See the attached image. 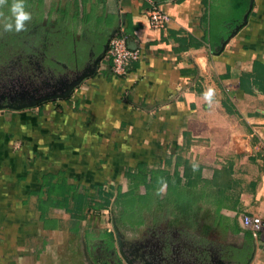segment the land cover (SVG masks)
I'll return each instance as SVG.
<instances>
[{
    "label": "crops",
    "instance_id": "crops-1",
    "mask_svg": "<svg viewBox=\"0 0 264 264\" xmlns=\"http://www.w3.org/2000/svg\"><path fill=\"white\" fill-rule=\"evenodd\" d=\"M219 1L152 0L169 16L165 31H156L146 0H78L80 20L95 9L97 30L89 37L100 29L107 37L101 46L86 40L87 53L79 59L99 56L120 23L143 58L117 78L102 57L68 99L0 112V264H107L106 234L114 235L113 248L121 241L118 229L105 223L117 189L126 191L127 173L141 164L172 172L175 156L188 144L187 158L200 169L199 187L219 182L221 170L231 169L224 187L208 186L210 200L221 195V206L211 211L218 213L215 226L230 241L240 238L230 249L244 253L245 264H264V232L253 235L240 222L244 214L264 220V82L254 84V76L264 79L254 67H264V0H231L247 3L242 19L232 20L236 28L211 48L204 36L209 10ZM59 173L68 184L86 188L91 199L99 188L113 197H101L108 206L79 225L64 209L49 208L48 217L58 222L45 229L37 206L46 195L37 193L45 175ZM150 197L136 202L152 206L154 193ZM161 226L148 232L157 239L142 232L137 264H165L143 252L157 243L155 252H171L169 228Z\"/></svg>",
    "mask_w": 264,
    "mask_h": 264
},
{
    "label": "trees",
    "instance_id": "trees-1",
    "mask_svg": "<svg viewBox=\"0 0 264 264\" xmlns=\"http://www.w3.org/2000/svg\"><path fill=\"white\" fill-rule=\"evenodd\" d=\"M24 2L30 6L34 5L33 0H24ZM41 3L42 0H36V4ZM218 3L217 6L210 8L208 22L205 19L207 22V29L204 40L211 48L215 45H220L221 41L225 40L231 34L236 28V25H229V23L234 19L236 22H239L247 6V3H237L231 0L219 1ZM73 7V14H70L69 6L66 5L60 12L61 18L52 15L51 17L57 20L56 24L53 26H49L48 19L47 23H45L46 25H40L44 18L42 10H39L40 12L31 11L29 14L33 26L31 27L30 24L25 26V29L21 32H16L14 30V32L12 31L11 33L13 37H15L29 35L31 32L36 35L43 30L41 33H46V35L50 33V38H45L44 42L47 46L51 47L57 54L63 56V58L69 57L71 60H76L79 58V55L82 56L84 53H87L86 40L88 43L92 39L97 40V44L101 46L107 37L101 33L103 29H98L99 35L97 37H89L90 31L93 32L97 30L96 24L93 23L95 17L93 5L89 10H85L83 19L81 20L79 18L83 11L78 0L73 1ZM50 13H52L51 9L49 10V14ZM29 30H31L30 33ZM126 33L129 34L127 31ZM39 37L40 33L37 35V42H41ZM107 42L109 41L107 40L106 43ZM258 66L264 71V67L258 63L254 64V67ZM254 78V84L258 87V81L264 82L263 78H261V80H259L258 76H254ZM188 150L189 144L177 153L175 156V166L172 172L166 167L163 169L158 167L150 169L143 164L138 165L135 171H129L126 176V191L122 192L120 187L117 189L114 202L115 207L124 206L123 211H125L129 209L126 205L135 202L136 199L147 198V196L153 192L155 195L153 205L157 204V211H155L152 217V225L154 227L163 224L167 226L171 219H178L181 222L189 220L190 230L191 228L195 229L202 235L208 232L214 233L215 229H217L215 224L218 221V213L215 212L211 214L212 207L215 204H218V207H220L222 202H218L221 199L219 190L217 194L218 201H216V197V203L214 200H210L211 193L208 192V186L211 185L218 189L224 187V181H222L224 179V173L228 181L230 179L231 169L221 170V179L219 182H204L203 186L199 187L198 185L201 182L199 179L200 169L196 163L190 158H187ZM141 189L143 190L142 192ZM37 195H46L44 201L39 198L37 206V210L40 214L39 220L43 223L45 229L50 228L51 225L58 222L56 219L48 217L46 210L49 208L64 209L66 213L70 214L71 224L79 225L87 219L91 211L98 212L108 206L107 204L104 205V203H101V197L107 199L113 197L111 192L99 188V191L95 195V199H91L87 196L86 188L68 184L63 173H59L58 175H45L42 178L41 190ZM109 210L111 215L112 208L110 207ZM206 219L209 220L206 221ZM169 233L171 234V231ZM169 233L168 235L170 236ZM106 238L107 249L112 251L114 249V235L112 233L106 234ZM228 252V257L231 258V260L234 261L237 258L238 261H240L239 264H245L247 262V256L241 251L228 249Z\"/></svg>",
    "mask_w": 264,
    "mask_h": 264
},
{
    "label": "rangeland",
    "instance_id": "rangeland-1",
    "mask_svg": "<svg viewBox=\"0 0 264 264\" xmlns=\"http://www.w3.org/2000/svg\"><path fill=\"white\" fill-rule=\"evenodd\" d=\"M33 1V6L24 2L25 11L31 13V11L40 12L42 10L44 18L41 23L39 22L40 25L45 24L46 19L49 21V26L55 25L57 20L51 16L54 15L61 18L60 12L66 5L69 6L70 14L74 12L73 0H42L41 4H36V0ZM12 2L13 0H6L5 4L0 5V104L5 105L3 107H18L27 104L29 101L41 99V105L51 100L52 97L66 91L80 77L85 75L84 71H87L89 65L94 66L98 55L90 53L88 59L78 58L71 60L69 57L63 58V56L57 54L56 51L44 43L45 38H50V33L47 35L46 33H41L43 30L38 32V34L40 33L39 40L41 42H37L38 34L30 33L31 30H29V35L13 37L12 31H5V24H3L12 23L14 25L15 18L11 12ZM50 9L52 13L49 14ZM31 22H26L25 26L31 24L32 27L33 24ZM94 35L96 36L97 32ZM95 69H97V64ZM7 101L8 104H4ZM38 106L39 104L33 107L36 108ZM26 109L29 111L31 107L21 109L6 108L0 110V112L6 110L23 111ZM149 199H151L150 195L145 198V201L151 202ZM147 204V202H131L126 205L129 208L127 209L128 212L127 210L123 211L124 206L115 207L113 205L111 207V215L109 214L108 221L105 224L111 228V231H114L113 226L118 229L119 234L117 237L121 243L118 242L112 251L106 250L105 262L107 264H121L126 259L131 264H137L142 259L139 256L142 232L144 231V236L149 240L154 237L157 239L155 232L148 234L154 227L152 225V217L153 211H157V204L152 206H149V204L147 206ZM136 207L140 209L137 213L138 216ZM141 219L144 221V226L146 225L145 230H141L142 226L139 225L141 224L139 222H142ZM208 220L206 219V221ZM189 226V220L181 222L178 219H171L167 226H161L164 229L169 228V232L171 231V234L169 233L170 241L173 243V246H170L171 252L168 253L163 248L155 252L160 247L157 242H155L157 245L154 248L152 245V248L143 252H147L146 255L151 256H148L149 258L160 256L161 261L165 264H231L232 261L228 257V249H230L231 245H240V238L230 241L226 234L220 235V233H216L218 232L217 229H215L214 233L208 232L202 235L195 229L191 228L190 230ZM93 254L96 257L97 251L93 252ZM98 254L102 256L100 252Z\"/></svg>",
    "mask_w": 264,
    "mask_h": 264
},
{
    "label": "built area",
    "instance_id": "built-area-1",
    "mask_svg": "<svg viewBox=\"0 0 264 264\" xmlns=\"http://www.w3.org/2000/svg\"><path fill=\"white\" fill-rule=\"evenodd\" d=\"M150 4L148 18L150 27L156 31H165L169 22V16L159 8L152 0H146ZM143 53L138 47H131L129 36L125 26L120 23L116 32L110 37L104 59L110 62V71L113 77L122 78L127 75L131 65L139 62ZM240 222L242 227L253 235L264 232V220L258 216L244 214Z\"/></svg>",
    "mask_w": 264,
    "mask_h": 264
},
{
    "label": "clouds",
    "instance_id": "clouds-1",
    "mask_svg": "<svg viewBox=\"0 0 264 264\" xmlns=\"http://www.w3.org/2000/svg\"><path fill=\"white\" fill-rule=\"evenodd\" d=\"M6 0H0V5L5 4ZM12 15L14 16V25L12 23H6L4 25L5 31L21 32L25 29L26 22L30 21V14L25 11L24 0H13L11 7Z\"/></svg>",
    "mask_w": 264,
    "mask_h": 264
},
{
    "label": "water",
    "instance_id": "water-1",
    "mask_svg": "<svg viewBox=\"0 0 264 264\" xmlns=\"http://www.w3.org/2000/svg\"><path fill=\"white\" fill-rule=\"evenodd\" d=\"M246 20V19H245ZM105 52V49L103 50L101 56L104 54ZM101 56H98L96 61L94 62V66H93V69H92V73L95 71V68H96V64L97 62L99 61V59L101 58ZM90 74H85L83 75L82 77H80L75 83H73L68 89H66V91H64L63 93L57 95V96H54L52 97L51 100H54V99H60V100H65V99H68L72 90L74 89L75 86H77L80 82H82L84 80V78L88 77ZM41 103V100H38V101H33L31 103H27V104H24V105H21V106H18V107H14V106H7V107H0V110H4L6 108H10V109H21V108H25V107H33V106H36L38 104Z\"/></svg>",
    "mask_w": 264,
    "mask_h": 264
},
{
    "label": "flooded vegetation",
    "instance_id": "flooded-vegetation-1",
    "mask_svg": "<svg viewBox=\"0 0 264 264\" xmlns=\"http://www.w3.org/2000/svg\"><path fill=\"white\" fill-rule=\"evenodd\" d=\"M109 41V40H108ZM106 44V43H105ZM107 44H108V42H107ZM107 44L105 45V47H104V49H105V52H106V49H107ZM103 52V51H102ZM102 52H101V54H102ZM105 52H104V54H105ZM100 54V55H101ZM104 54L101 56V58L103 57L104 58ZM98 55V54H97ZM99 55V56H100ZM59 95V94H58ZM57 96V95H56ZM45 99H48V98H45ZM39 100H41V99H39ZM34 101V100H33ZM33 101H29V102H27V103H31V102H33ZM38 101V100H37ZM4 104H8V101H7V103H4ZM3 106H5V105H1L0 104V107H3Z\"/></svg>",
    "mask_w": 264,
    "mask_h": 264
}]
</instances>
